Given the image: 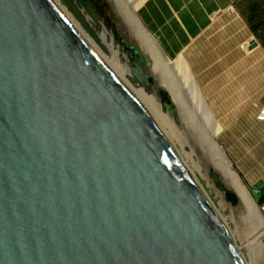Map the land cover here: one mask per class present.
<instances>
[{
  "label": "water",
  "instance_id": "95a60500",
  "mask_svg": "<svg viewBox=\"0 0 264 264\" xmlns=\"http://www.w3.org/2000/svg\"><path fill=\"white\" fill-rule=\"evenodd\" d=\"M134 44L131 70L151 91V59ZM0 264H248L175 146L55 0H0Z\"/></svg>",
  "mask_w": 264,
  "mask_h": 264
},
{
  "label": "crops",
  "instance_id": "0c3cea01",
  "mask_svg": "<svg viewBox=\"0 0 264 264\" xmlns=\"http://www.w3.org/2000/svg\"><path fill=\"white\" fill-rule=\"evenodd\" d=\"M140 7L146 30L193 73L221 125L231 126L229 139L264 140L257 117L264 107V0H145ZM226 110L229 120L222 119ZM242 169L257 185L262 176Z\"/></svg>",
  "mask_w": 264,
  "mask_h": 264
},
{
  "label": "bare ground",
  "instance_id": "6f19581e",
  "mask_svg": "<svg viewBox=\"0 0 264 264\" xmlns=\"http://www.w3.org/2000/svg\"><path fill=\"white\" fill-rule=\"evenodd\" d=\"M55 1L82 32L103 61L145 106L165 136L175 146L179 157L189 168L211 202L213 203L210 194L206 191L195 170L204 173L209 185L214 187L218 195L222 197L220 205L231 211V218L237 223V233L242 241V247L247 249L251 257V262L247 261L248 264H264V211L257 204L239 172L236 171L224 146L217 141V135L223 126L217 118L213 121L209 119L210 116L215 115L213 111L210 113L212 110L210 106H208V111L204 112L208 103L205 102L198 85L172 58L166 55L156 39L142 24L137 12L145 0L109 1L120 19L124 34L131 42H139L150 57L151 64L148 71L154 75L157 85L163 86L173 97L178 107L177 116L164 110L155 88L149 91L146 87L141 89L134 87L127 77V74L133 73L131 67L122 59L120 48L115 45L113 40L108 39L106 28L101 33V37L108 46L110 53H107L83 28L61 0ZM188 100H190L189 103ZM186 146H190L189 150ZM197 153L200 157L202 155L208 158L210 169L206 168L202 161L195 160ZM211 169L220 174L222 181L226 183V187L237 193L238 205L230 203L225 193L212 182L209 174ZM215 207L222 216V210L217 205ZM242 247L239 246L240 250Z\"/></svg>",
  "mask_w": 264,
  "mask_h": 264
},
{
  "label": "rangeland",
  "instance_id": "374dc122",
  "mask_svg": "<svg viewBox=\"0 0 264 264\" xmlns=\"http://www.w3.org/2000/svg\"><path fill=\"white\" fill-rule=\"evenodd\" d=\"M61 2L64 5H66L68 10L81 23L83 28L86 29V31L101 45V47L107 53H110L108 46L105 44V42L101 37V33L103 32L104 28H106L108 39L113 40L115 42V45L120 48L122 59L126 61L129 65L132 64L133 61L130 58L129 52L132 46H135L137 48V46L134 44V42L137 41L131 42V40L124 34L120 19L117 16L116 12L113 10L112 3L109 0H92V3H88V4L83 3L81 0H61ZM174 61L180 66V64L176 60ZM184 72L187 73L197 84L196 78L194 77L192 72H188V71L186 72L185 70ZM146 76L149 77L150 82L152 83L151 88H156V86L154 85L155 84L154 76L148 74H146ZM127 77L134 85V87L141 89L144 86L133 73L127 74ZM160 90H164V89L159 88V91ZM164 91L169 97L168 92L166 90ZM187 102L189 103L190 100H188ZM208 106L209 105L206 106L204 112L208 111ZM163 108L165 111L175 110V106H173L172 109H170V107L169 109L165 107ZM212 111L215 114V111L213 109L210 110V113ZM226 111H227V116L223 117L222 118L223 120H229V110ZM174 114L175 116L178 115L176 111L174 112ZM216 118L218 120L220 119L218 116H216V114L209 117L211 121H213ZM222 126L223 129L217 135V141L224 146L225 151L227 152L228 157L233 162L236 171L239 172L245 184L251 190L252 195L256 200L257 204L259 205V207L262 208L261 204L262 201L264 200V140H230L229 138L231 136L228 134V129L231 126L223 125V124ZM187 148L189 150L190 146H188ZM228 148L231 151L233 150L232 153L237 158V160H233V158L229 155V152L227 150ZM195 160H197L198 162L202 161L204 166L210 169L209 160L206 156L203 157L201 155L200 157L197 153L195 156ZM206 168L205 170L207 171ZM240 169H242L245 173H248V175H258L260 177L262 176L259 179L258 184L251 185L250 183H248L247 180L245 179L244 174L241 173ZM195 173L197 174L201 183L204 185L206 191L210 194V198L212 199L213 203L222 210L223 220L227 223L229 229L231 230V233L233 234L235 240L238 242L239 246L242 247V241L237 233L238 230L237 223L235 222V220L231 218V211L228 208H224L223 206L220 205V202L222 201V197L218 195L214 187L209 185L208 180L204 177V173L197 170H195ZM209 174L212 182L215 183V185L225 193L227 200L234 205H238L239 198L237 193L234 190L226 187V183L222 181L220 174L214 169H211ZM241 250L245 255L247 261L251 262V257L247 249L245 247H242Z\"/></svg>",
  "mask_w": 264,
  "mask_h": 264
},
{
  "label": "trees",
  "instance_id": "16d2710c",
  "mask_svg": "<svg viewBox=\"0 0 264 264\" xmlns=\"http://www.w3.org/2000/svg\"><path fill=\"white\" fill-rule=\"evenodd\" d=\"M81 1H82L83 3H85V4L92 3V0H81ZM160 96L162 97L163 101L169 103V105H170L169 107H170V109H172L173 104L171 103V101H170L168 95L166 94V92H165L164 90H160Z\"/></svg>",
  "mask_w": 264,
  "mask_h": 264
},
{
  "label": "built area",
  "instance_id": "2783aa9c",
  "mask_svg": "<svg viewBox=\"0 0 264 264\" xmlns=\"http://www.w3.org/2000/svg\"><path fill=\"white\" fill-rule=\"evenodd\" d=\"M257 117L259 120H264V107L260 110ZM261 207L264 210V200L262 201Z\"/></svg>",
  "mask_w": 264,
  "mask_h": 264
}]
</instances>
